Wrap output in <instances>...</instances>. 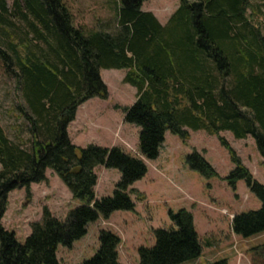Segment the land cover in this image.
<instances>
[{
    "label": "trees",
    "instance_id": "1",
    "mask_svg": "<svg viewBox=\"0 0 264 264\" xmlns=\"http://www.w3.org/2000/svg\"><path fill=\"white\" fill-rule=\"evenodd\" d=\"M144 1L121 0L111 31V26H75L65 0H14L12 11L7 0H0V43L5 45L0 44V58L9 61L17 79L24 101L20 108L31 131L27 147L12 140L0 123V264H63L59 244L72 247L87 234L90 222L135 209L129 190L148 172L145 161L119 146H78L68 131L82 103L108 97L102 69H126L124 80L137 88L136 101L124 108V120L141 128L139 151L145 158L160 156L167 131L185 142L188 129L252 135L264 157V19H255V14L264 15V0H181L167 24L142 10ZM14 17L21 22L18 29H11ZM221 141L235 164L228 183L236 189L244 179L262 203L257 210L235 214L232 229L243 237L260 234L264 184L227 139ZM186 163L207 178L218 176L197 150ZM99 165L121 172L111 196L96 197ZM48 168L86 203L65 221L45 207L22 243L2 223L9 192L48 180ZM169 216L175 227L154 230L155 244L139 247L140 264H183L202 254L193 213L182 208L169 210ZM99 240L97 252L82 264H123L120 236L101 230ZM253 264H264V244L254 247Z\"/></svg>",
    "mask_w": 264,
    "mask_h": 264
},
{
    "label": "rangeland",
    "instance_id": "2",
    "mask_svg": "<svg viewBox=\"0 0 264 264\" xmlns=\"http://www.w3.org/2000/svg\"><path fill=\"white\" fill-rule=\"evenodd\" d=\"M13 2L7 0L11 11L14 9ZM65 2L74 15L75 26L111 31L115 28L117 7L121 6V0ZM180 4L181 0H146L142 10L153 12L162 24H167ZM13 19L16 26L11 29H18L21 22L18 18ZM255 19L262 21L264 15L255 14ZM13 38L16 42V36ZM0 44L5 47L4 43ZM8 63L0 58V123L12 140L24 141L30 147V124L20 108L24 101ZM126 73V69L101 70V77L108 87V97L96 96L88 99L87 104L82 103L81 108L78 107L80 119L89 113L98 115L95 117L96 122L89 124L76 141L82 147L89 144L119 146L128 154L145 161L148 172L129 190L136 204L135 209L116 210L108 219L100 217L90 222L87 234L76 240L72 247L59 244L58 259L63 264H82L99 249L101 230H110L121 238L120 262L140 264L139 247L155 244L154 230L175 227L169 210L176 212L186 208L194 215L203 252L198 258L183 264H209L223 259L229 264H253L254 247L264 244V232L250 237L235 234L232 219L235 214L259 209L262 203L249 190L244 179L238 181L236 189L228 183L226 178L235 164L230 149L222 143L221 137L227 139L243 164L264 184V157L258 150L255 138L252 135L236 138L230 130L217 135L204 129H188L190 137L184 142L180 136L167 131L160 156L156 159L145 158L139 151L141 128L124 120V108L131 106L137 99V88L124 80ZM123 136L127 141L120 138ZM194 150L213 165L218 176L207 178L190 168L186 157ZM95 171L98 175L96 197L113 195L116 183L121 178L120 170L99 165ZM47 176L48 180L32 183L30 188L17 187L9 192L2 223L8 230L14 231L22 243L31 234L32 224L42 220L45 207L58 219L65 221L71 210L86 203L83 199L75 198L51 168L47 169Z\"/></svg>",
    "mask_w": 264,
    "mask_h": 264
},
{
    "label": "crops",
    "instance_id": "3",
    "mask_svg": "<svg viewBox=\"0 0 264 264\" xmlns=\"http://www.w3.org/2000/svg\"><path fill=\"white\" fill-rule=\"evenodd\" d=\"M257 1V0H256ZM257 8V7H256ZM157 17H158V15H157ZM158 19H159V17H158ZM160 20V19H159ZM161 22V21H160ZM89 102V101H88ZM84 104H87V101L86 102H84ZM83 106V105H82ZM82 106H80V108L82 107ZM80 108L78 109V112H77V115H76V118H75V120H73L71 123H70V125H69V127H68V131H69V134H70V137H71V139H72V141L75 143V144H77V141H76V139L81 135V134H83L84 132H85V130H87L88 129V125L89 124H94L96 121H95V117H96V115H98V113H96L95 115H94V113H89V115H86L85 117H83V119H80V117H79V114H80ZM78 120H80V121H78ZM122 140H124V141H127L125 138L126 137H124L123 136V138L122 137H120Z\"/></svg>",
    "mask_w": 264,
    "mask_h": 264
}]
</instances>
